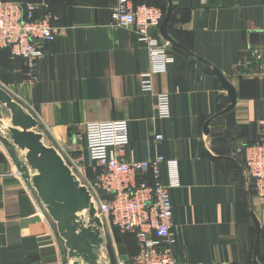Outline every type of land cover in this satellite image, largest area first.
<instances>
[{
	"label": "crops",
	"instance_id": "0c3cea01",
	"mask_svg": "<svg viewBox=\"0 0 264 264\" xmlns=\"http://www.w3.org/2000/svg\"><path fill=\"white\" fill-rule=\"evenodd\" d=\"M12 1L44 3L57 16L56 38L44 46L36 80L22 58L7 57L0 72V86L37 120L44 144L86 165V126L126 120V160L161 154L177 163L180 185L170 191L176 263L252 264L254 214L260 224L256 258L264 264V207L249 192L236 152L264 135L257 57L264 54V0H170L167 33L176 44L160 37L173 60L153 73L146 44L111 24L117 0ZM131 1L160 5L163 17L168 6V0ZM215 70L234 89L226 113L220 112L230 103L228 93ZM147 72L150 91L141 87ZM158 94L169 95L167 118L157 115ZM155 134L163 138L156 141ZM20 154L0 137V264H68ZM162 173L166 178L165 166ZM85 175L94 177L91 170ZM106 242L110 262L136 253L129 238L122 244L112 235Z\"/></svg>",
	"mask_w": 264,
	"mask_h": 264
},
{
	"label": "built area",
	"instance_id": "2783aa9c",
	"mask_svg": "<svg viewBox=\"0 0 264 264\" xmlns=\"http://www.w3.org/2000/svg\"><path fill=\"white\" fill-rule=\"evenodd\" d=\"M111 24L130 29L137 40L146 44L150 71L162 72L173 55L161 41L159 28L163 19L160 8L117 0L111 10ZM57 16L44 3L0 0V49H8L12 58L24 59L27 75L36 80V70L46 43L56 38ZM262 61L264 54H257ZM141 87L150 91V72L143 74ZM159 118L170 116L168 94H158ZM161 134L154 139L160 141ZM129 143L126 120L90 123L86 126L85 151L88 164L77 159L64 162L88 189L96 215L108 237L113 230L134 236L137 251L127 259L116 258L111 264H177L172 248L176 244L170 191L180 185L176 161L155 154L145 160H126L124 148ZM254 195L264 207V135L251 145L236 150ZM27 169L29 177L31 173ZM162 166L167 170L166 178ZM91 170L94 177L85 175ZM20 174V172H19ZM150 176V180L146 178ZM29 179V178H28ZM112 242V247L114 242ZM108 243V242H107Z\"/></svg>",
	"mask_w": 264,
	"mask_h": 264
},
{
	"label": "water",
	"instance_id": "95a60500",
	"mask_svg": "<svg viewBox=\"0 0 264 264\" xmlns=\"http://www.w3.org/2000/svg\"><path fill=\"white\" fill-rule=\"evenodd\" d=\"M171 2L161 21L159 32L164 40L176 44L167 33ZM221 86L227 91L230 103L220 113L228 112L235 103L233 87L217 70ZM209 120L205 124V129ZM37 120L0 86V137L21 154L19 160L31 173L30 184L47 214L55 224L56 232L66 249L68 264H111L104 255L106 235L103 224L86 186L53 146L43 142V134L35 129ZM255 226L252 264L256 258L260 224L252 214Z\"/></svg>",
	"mask_w": 264,
	"mask_h": 264
},
{
	"label": "trees",
	"instance_id": "16d2710c",
	"mask_svg": "<svg viewBox=\"0 0 264 264\" xmlns=\"http://www.w3.org/2000/svg\"><path fill=\"white\" fill-rule=\"evenodd\" d=\"M142 3L147 4V5H152L151 3H146V2H142ZM154 6H155V4H154ZM157 6H159L162 9V11L164 12V8L162 6H160V5H157ZM7 57L8 58L11 57L9 50L8 49H0V72H3L4 73L3 64L6 62ZM14 58H19V57H14ZM0 76H1V74H0ZM249 192H251V193L254 194V191H253L251 182L249 184ZM113 235L115 237V240L118 243H122L123 244V237L124 238H129V239H131L134 242V245L137 247L136 241H135V238H134L133 235H131V234H125V233L122 234V233L118 232L116 229L113 230ZM126 244H127V247L129 249V251H132L133 250V247H131V245H129L128 243H126ZM109 250L111 251L110 245H109ZM136 251H137V249H136ZM134 252L135 251L129 252V253L132 255ZM109 253H111V252H109ZM111 263H113V260L112 259H111Z\"/></svg>",
	"mask_w": 264,
	"mask_h": 264
},
{
	"label": "rangeland",
	"instance_id": "374dc122",
	"mask_svg": "<svg viewBox=\"0 0 264 264\" xmlns=\"http://www.w3.org/2000/svg\"><path fill=\"white\" fill-rule=\"evenodd\" d=\"M107 238H108V234H107ZM65 252H66V249L64 250V254H65Z\"/></svg>",
	"mask_w": 264,
	"mask_h": 264
}]
</instances>
